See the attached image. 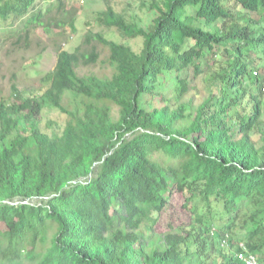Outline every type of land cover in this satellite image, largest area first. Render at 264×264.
I'll use <instances>...</instances> for the list:
<instances>
[{
	"label": "trees",
	"instance_id": "trees-1",
	"mask_svg": "<svg viewBox=\"0 0 264 264\" xmlns=\"http://www.w3.org/2000/svg\"><path fill=\"white\" fill-rule=\"evenodd\" d=\"M43 1L0 0V52L73 26L67 0ZM147 13L93 18L139 52L89 31L44 92L0 95V264H264V0ZM200 76L216 92L194 105Z\"/></svg>",
	"mask_w": 264,
	"mask_h": 264
},
{
	"label": "rangeland",
	"instance_id": "rangeland-1",
	"mask_svg": "<svg viewBox=\"0 0 264 264\" xmlns=\"http://www.w3.org/2000/svg\"><path fill=\"white\" fill-rule=\"evenodd\" d=\"M50 2L51 0L43 1L42 5L45 6ZM67 3L70 13L68 16L73 17V26H54L46 30L39 28L31 36L28 47H24L23 43L19 46L8 43L1 50L0 95L9 96L12 84H15L27 96L44 92L50 86L59 50L72 51L76 47H81L89 31L99 33L106 40L117 44H125L135 52L141 49V39H124L118 30L105 28L95 23L93 18L95 14L104 11L109 4L130 18L147 24L150 20L147 13L149 0H67ZM95 47L104 59L105 51L103 52L102 47L97 43ZM104 71L105 67L98 62L93 66L80 69L79 72L81 75L94 73L100 76ZM190 77H192L191 74ZM209 89L216 92V86L200 76L195 80V88L190 91L187 98H191L195 105L207 96ZM194 110V106H191L187 109V113L194 114ZM64 122L65 116L55 109H46L42 114V128L48 132L52 127H63ZM260 136L262 137L260 134L256 135L254 139L258 141Z\"/></svg>",
	"mask_w": 264,
	"mask_h": 264
},
{
	"label": "built area",
	"instance_id": "built-area-1",
	"mask_svg": "<svg viewBox=\"0 0 264 264\" xmlns=\"http://www.w3.org/2000/svg\"><path fill=\"white\" fill-rule=\"evenodd\" d=\"M244 261L246 262V264H259L253 256L245 258Z\"/></svg>",
	"mask_w": 264,
	"mask_h": 264
}]
</instances>
